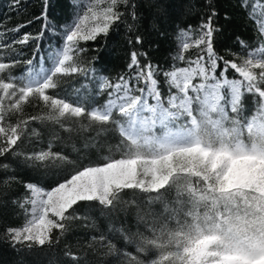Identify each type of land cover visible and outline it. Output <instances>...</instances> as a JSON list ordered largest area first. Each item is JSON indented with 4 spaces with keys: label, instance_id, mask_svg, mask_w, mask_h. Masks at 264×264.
<instances>
[{
    "label": "snow or ice",
    "instance_id": "obj_1",
    "mask_svg": "<svg viewBox=\"0 0 264 264\" xmlns=\"http://www.w3.org/2000/svg\"><path fill=\"white\" fill-rule=\"evenodd\" d=\"M7 7L9 264H264V0Z\"/></svg>",
    "mask_w": 264,
    "mask_h": 264
},
{
    "label": "trees",
    "instance_id": "obj_2",
    "mask_svg": "<svg viewBox=\"0 0 264 264\" xmlns=\"http://www.w3.org/2000/svg\"><path fill=\"white\" fill-rule=\"evenodd\" d=\"M34 0H21V5L24 8L23 12L19 13H9L13 16L12 23L21 22L22 19H29L30 16L27 15L29 11L32 9ZM225 0H221V3H224ZM9 0H0V20L3 19L4 13L8 12ZM38 26L34 23L31 25V28L25 27L24 31H32L36 29ZM108 67L115 72L119 68V61L115 58L109 59L107 61ZM12 258V254L9 251H6L4 246L0 244V264H9Z\"/></svg>",
    "mask_w": 264,
    "mask_h": 264
}]
</instances>
